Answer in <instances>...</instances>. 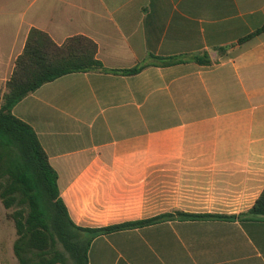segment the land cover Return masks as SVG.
<instances>
[{"label":"crops","instance_id":"crops-1","mask_svg":"<svg viewBox=\"0 0 264 264\" xmlns=\"http://www.w3.org/2000/svg\"><path fill=\"white\" fill-rule=\"evenodd\" d=\"M263 27L264 0H0V89L33 28L93 39L109 70L212 61L72 73L15 105L78 226L174 215L98 236L89 264H264L263 220L178 216L239 215L264 190V33L239 44ZM1 224L0 264H18Z\"/></svg>","mask_w":264,"mask_h":264},{"label":"trees","instance_id":"trees-1","mask_svg":"<svg viewBox=\"0 0 264 264\" xmlns=\"http://www.w3.org/2000/svg\"><path fill=\"white\" fill-rule=\"evenodd\" d=\"M264 33V27L240 39L239 44ZM227 51V49H220ZM98 44L84 35L56 43L46 32L33 28L10 79L0 89V200L7 219L14 224V253L18 264H89V250L100 235L135 229L174 218L164 214L152 219L106 228H84L70 217L58 186V173L34 129L13 114L16 104L43 85L79 72L138 74L151 66H173L188 61L212 63L209 53L175 57L150 56L131 69H107L98 57ZM192 220L264 221V190L247 212L239 215L189 214Z\"/></svg>","mask_w":264,"mask_h":264},{"label":"rangeland","instance_id":"rangeland-1","mask_svg":"<svg viewBox=\"0 0 264 264\" xmlns=\"http://www.w3.org/2000/svg\"><path fill=\"white\" fill-rule=\"evenodd\" d=\"M6 214L7 210H3L0 206V221L2 222L1 225L4 228V232L6 233V239L9 238L11 241L15 242L17 239L16 229L14 224L7 219Z\"/></svg>","mask_w":264,"mask_h":264}]
</instances>
